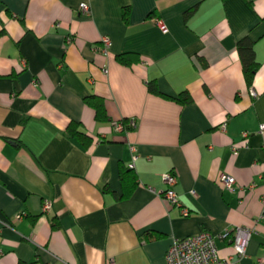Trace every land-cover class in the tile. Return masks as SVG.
Returning a JSON list of instances; mask_svg holds the SVG:
<instances>
[{
  "label": "crops",
  "instance_id": "1",
  "mask_svg": "<svg viewBox=\"0 0 264 264\" xmlns=\"http://www.w3.org/2000/svg\"><path fill=\"white\" fill-rule=\"evenodd\" d=\"M244 36L258 63L251 85ZM123 53L134 61L118 62ZM151 81L170 97L148 92ZM182 93L189 102L174 99ZM127 118L134 128L113 129ZM261 123L264 0H0V264H165L173 239L237 226L251 229L245 254L224 236L218 256L264 264ZM130 163L136 185L119 198ZM168 172L187 216L158 196ZM221 173L241 189H222Z\"/></svg>",
  "mask_w": 264,
  "mask_h": 264
},
{
  "label": "built area",
  "instance_id": "2",
  "mask_svg": "<svg viewBox=\"0 0 264 264\" xmlns=\"http://www.w3.org/2000/svg\"><path fill=\"white\" fill-rule=\"evenodd\" d=\"M79 13L83 16L90 14V8L88 3L82 2L79 6ZM160 27H164L159 22ZM98 50L106 55L108 52L110 39L107 36L102 37ZM103 73H107V69H102ZM253 97L256 96L254 91H251ZM112 127L116 131H123L132 129L135 127V120L127 118L125 123L122 120L113 121ZM224 130V124L221 126ZM259 132L264 131V123H261L258 127ZM130 149L133 151L134 148L131 146ZM232 153L237 152L236 147H231ZM135 156H133L134 159ZM129 168L133 167L130 163ZM163 182L166 187L158 193L164 201L170 203L179 208L180 214L183 216L189 215V209L182 205L179 201L173 186L176 183V176L172 172H168L162 175ZM218 185L228 192L232 193L241 188L236 183L235 179L227 173H221L217 180ZM41 209L44 213L51 210V201L44 200L42 202ZM251 235V229L248 227L237 226L234 227L228 234H213L210 231L203 230L195 235H189L179 239H173L164 254L165 264H233V256H229L225 259L218 256V249L216 240L221 237L228 238L229 244L231 245L234 256L241 257L245 254L246 245Z\"/></svg>",
  "mask_w": 264,
  "mask_h": 264
},
{
  "label": "trees",
  "instance_id": "3",
  "mask_svg": "<svg viewBox=\"0 0 264 264\" xmlns=\"http://www.w3.org/2000/svg\"><path fill=\"white\" fill-rule=\"evenodd\" d=\"M253 45L254 42L247 36L242 37L236 44V49L241 61L243 76L247 85H251L253 77L258 68V63L255 60ZM132 55V53L118 54L116 55V60L121 64L128 65L130 62L134 61V59L131 57ZM147 89L148 92L152 94L159 95L164 98L170 97L159 92L153 81L148 83ZM174 99L180 103H187L190 101V97L184 93L180 94L179 97ZM84 102L94 109L95 118L97 121H102L107 118L104 101L101 97L89 95L85 97ZM125 120L126 119H122L123 123H125ZM67 129L70 135L80 137L82 140L86 139V135L79 128L78 123H69ZM120 180L122 183V194L119 198H126L136 185L135 175L132 172V168H122L120 171Z\"/></svg>",
  "mask_w": 264,
  "mask_h": 264
}]
</instances>
